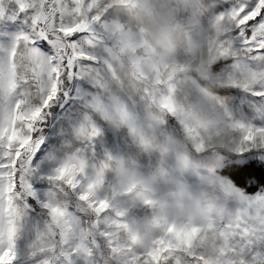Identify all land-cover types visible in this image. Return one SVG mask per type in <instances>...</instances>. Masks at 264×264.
I'll use <instances>...</instances> for the list:
<instances>
[{
	"label": "snow or ice",
	"instance_id": "obj_1",
	"mask_svg": "<svg viewBox=\"0 0 264 264\" xmlns=\"http://www.w3.org/2000/svg\"><path fill=\"white\" fill-rule=\"evenodd\" d=\"M172 5L176 23L198 26L213 57L194 82L221 139L197 138L193 148L223 201L213 217L212 231L223 234L214 264H264V0ZM127 28L109 0H0V32L10 37L0 40V264H169L121 237L109 182L90 167L107 128L161 151L145 126L162 135L169 125L186 128L175 69L163 91L151 79L132 99L122 90L113 37Z\"/></svg>",
	"mask_w": 264,
	"mask_h": 264
},
{
	"label": "rangeland",
	"instance_id": "obj_2",
	"mask_svg": "<svg viewBox=\"0 0 264 264\" xmlns=\"http://www.w3.org/2000/svg\"><path fill=\"white\" fill-rule=\"evenodd\" d=\"M109 3L113 18L128 25L123 36L113 37L119 53L114 68L123 82L122 90L132 99L151 79L155 90L163 91L175 69L176 95L185 109L186 128L169 125L162 135L159 129L154 134L145 126L143 134L156 139L165 151L159 147L145 150L133 142L126 129L107 128L97 143L98 158L90 167L99 169L102 180L109 182L108 198L111 208L120 213L117 222L123 239L145 253L162 254L169 264L180 260L192 264V256L214 264L221 259L223 234L212 231L213 217L218 216L223 201L216 186L200 171L202 156L193 148L197 138L220 143L210 124L215 114L194 82L195 75L203 74L201 64H210L213 57L198 26L176 23L172 0ZM9 38L0 32V40ZM177 152L192 162L189 167L176 160ZM162 165L166 171H161ZM166 225L175 226V230L165 231ZM192 227L200 231H181ZM161 239L175 243H157Z\"/></svg>",
	"mask_w": 264,
	"mask_h": 264
},
{
	"label": "clouds",
	"instance_id": "obj_3",
	"mask_svg": "<svg viewBox=\"0 0 264 264\" xmlns=\"http://www.w3.org/2000/svg\"><path fill=\"white\" fill-rule=\"evenodd\" d=\"M216 139L220 141L221 138L220 137H216Z\"/></svg>",
	"mask_w": 264,
	"mask_h": 264
},
{
	"label": "trees",
	"instance_id": "obj_4",
	"mask_svg": "<svg viewBox=\"0 0 264 264\" xmlns=\"http://www.w3.org/2000/svg\"><path fill=\"white\" fill-rule=\"evenodd\" d=\"M195 75V74H194ZM196 76V75H195Z\"/></svg>",
	"mask_w": 264,
	"mask_h": 264
}]
</instances>
